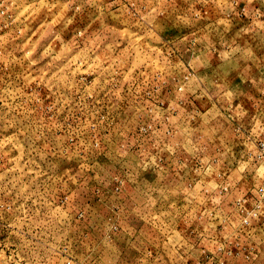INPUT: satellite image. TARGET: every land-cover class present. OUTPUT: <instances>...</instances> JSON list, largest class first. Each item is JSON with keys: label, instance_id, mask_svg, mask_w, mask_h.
Masks as SVG:
<instances>
[{"label": "rangeland", "instance_id": "1", "mask_svg": "<svg viewBox=\"0 0 264 264\" xmlns=\"http://www.w3.org/2000/svg\"><path fill=\"white\" fill-rule=\"evenodd\" d=\"M263 183L264 0H0V264H264Z\"/></svg>", "mask_w": 264, "mask_h": 264}, {"label": "built area", "instance_id": "2", "mask_svg": "<svg viewBox=\"0 0 264 264\" xmlns=\"http://www.w3.org/2000/svg\"><path fill=\"white\" fill-rule=\"evenodd\" d=\"M250 193L251 194L246 195V197L244 196L245 198H242L243 200H239V204L250 201L253 202L256 206V209L259 210L261 204L264 203V183Z\"/></svg>", "mask_w": 264, "mask_h": 264}, {"label": "crops", "instance_id": "3", "mask_svg": "<svg viewBox=\"0 0 264 264\" xmlns=\"http://www.w3.org/2000/svg\"><path fill=\"white\" fill-rule=\"evenodd\" d=\"M241 185H238V186H236V189L238 188V187H240ZM234 196H237V194H235Z\"/></svg>", "mask_w": 264, "mask_h": 264}]
</instances>
